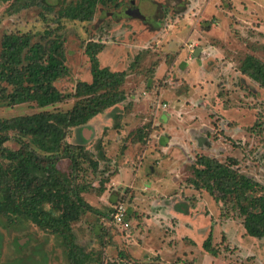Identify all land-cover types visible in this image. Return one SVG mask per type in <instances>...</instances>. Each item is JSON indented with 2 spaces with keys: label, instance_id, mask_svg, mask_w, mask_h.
I'll use <instances>...</instances> for the list:
<instances>
[{
  "label": "rangeland",
  "instance_id": "1",
  "mask_svg": "<svg viewBox=\"0 0 264 264\" xmlns=\"http://www.w3.org/2000/svg\"><path fill=\"white\" fill-rule=\"evenodd\" d=\"M72 1L42 0L53 7L47 13L0 0V40L18 33L38 41L53 30L63 40L68 69L55 86L65 93L90 81L89 41L105 47L100 67L126 73L119 88L125 100L66 139L86 152L76 183L86 187L81 196L95 209L71 224L85 264H264V241L245 234L232 202L216 203L188 183L199 156L231 157L238 172L262 187L254 196L264 195V89L239 71L249 55L264 63V0H113L98 5L90 22H56V11ZM74 102L0 107V119L65 112ZM4 146L20 148L16 141ZM57 168L71 173L67 160ZM117 202L131 217L129 231L110 221ZM2 205L1 197L0 264H70L62 236L2 214ZM207 224L217 257L202 248L209 232L198 244L204 233L198 230ZM174 252L184 256L175 259Z\"/></svg>",
  "mask_w": 264,
  "mask_h": 264
},
{
  "label": "trees",
  "instance_id": "2",
  "mask_svg": "<svg viewBox=\"0 0 264 264\" xmlns=\"http://www.w3.org/2000/svg\"><path fill=\"white\" fill-rule=\"evenodd\" d=\"M1 1H12L11 6L18 4L19 10L39 7L47 13L54 11L53 7L44 6L42 0ZM112 2L74 0L60 6L55 21L90 22L98 5ZM52 34L53 30H47L38 41H33L30 34L9 33L0 40V107L34 104L39 109H46L75 100L72 108L65 112L42 111L0 119L2 214L29 220L44 231L62 236L69 263L85 264L86 255L73 243L71 224L81 214L95 209L81 196L87 191L86 187L76 183L80 158L86 156V152L81 145H71L66 139L72 129L85 126L97 115L125 100L119 88L125 82L126 73L100 67L98 55L105 47L89 41L84 46V54L89 61L90 81L77 82L73 93L58 90L55 84L68 76V69L63 40ZM239 71L264 89L263 62L251 55L246 56ZM9 141H16L20 148L17 151L7 149L4 144ZM62 159L70 162L69 175L57 168ZM227 162L199 156L188 183L194 190H205L216 203L232 202L243 218L245 234L264 241V195L254 196L257 188L262 187L235 169L236 159L229 157ZM104 190L105 183H101L98 191L102 193ZM119 203L123 202H117L113 207ZM125 219L132 225L128 212ZM210 232L202 248L217 257Z\"/></svg>",
  "mask_w": 264,
  "mask_h": 264
},
{
  "label": "built area",
  "instance_id": "3",
  "mask_svg": "<svg viewBox=\"0 0 264 264\" xmlns=\"http://www.w3.org/2000/svg\"><path fill=\"white\" fill-rule=\"evenodd\" d=\"M127 209L123 203H119L113 207L110 213V220L113 225L119 227L122 231H128L131 227L130 223L126 221ZM126 264V263H123Z\"/></svg>",
  "mask_w": 264,
  "mask_h": 264
},
{
  "label": "crops",
  "instance_id": "4",
  "mask_svg": "<svg viewBox=\"0 0 264 264\" xmlns=\"http://www.w3.org/2000/svg\"><path fill=\"white\" fill-rule=\"evenodd\" d=\"M188 188H189V187H188ZM188 190H190V189H188ZM189 192H190V191H189ZM143 221H144V223L146 222V220H144V219H143ZM145 226H146V225H145ZM179 226H181V224H179ZM194 226H195V225H194ZM192 227H193V226H189L188 228L190 229V228H192ZM206 227H207V229H206ZM210 227H211V225L208 226V224H207V226H205V227H203L202 229H199V230H198V231H201V230H202L201 232H204V233H203L202 235H200V237H199V241H198V244H199V245H201L202 239H203L204 235L206 234L205 232L208 233L209 231H211V230H210ZM184 228H185V225H184ZM204 228H205V230H204ZM197 229H198V228H197ZM172 235H173V234H172ZM185 236L187 237V235H185ZM185 236H184V237H185ZM184 237H183V238H184ZM188 237H189V236H188ZM189 238H190V237H189ZM194 240H195V238H194ZM190 242H191V241H190ZM175 253H176V252H174V257H175V259H178L179 256H184V255H178V256H176ZM160 258H161V255H160ZM161 259H162V258H161ZM162 260H164V259H162ZM164 261H165V260H164ZM165 262H166V261H165Z\"/></svg>",
  "mask_w": 264,
  "mask_h": 264
},
{
  "label": "water",
  "instance_id": "5",
  "mask_svg": "<svg viewBox=\"0 0 264 264\" xmlns=\"http://www.w3.org/2000/svg\"><path fill=\"white\" fill-rule=\"evenodd\" d=\"M135 13H136V14H135ZM135 13H134V12L132 13L133 16L140 18V17H139V16H140L139 11L136 10ZM141 18H143V17H141ZM199 50H200V49H197L196 52L194 53V55L198 56V54H199Z\"/></svg>",
  "mask_w": 264,
  "mask_h": 264
},
{
  "label": "flooded vegetation",
  "instance_id": "6",
  "mask_svg": "<svg viewBox=\"0 0 264 264\" xmlns=\"http://www.w3.org/2000/svg\"><path fill=\"white\" fill-rule=\"evenodd\" d=\"M131 3H132V2H131ZM132 4H133V3H132ZM133 10H134V9H133ZM133 10H132V11H129V12H130V13H131V12L133 13V12H134Z\"/></svg>",
  "mask_w": 264,
  "mask_h": 264
}]
</instances>
